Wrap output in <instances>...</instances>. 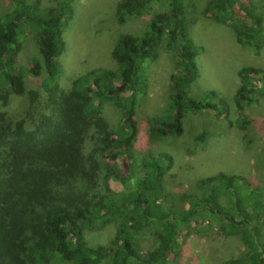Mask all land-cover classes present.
Segmentation results:
<instances>
[{
  "label": "trees",
  "instance_id": "1",
  "mask_svg": "<svg viewBox=\"0 0 264 264\" xmlns=\"http://www.w3.org/2000/svg\"><path fill=\"white\" fill-rule=\"evenodd\" d=\"M13 1V7L0 15V264H167L178 245L180 227L201 210L222 223L224 231L234 229L248 249L245 257L223 264H264L260 221L252 219L253 207L261 205L240 194L238 185L244 177L207 176L203 195L187 194L190 205L179 210L161 208L166 166L159 160L145 163L146 173L136 177L134 188L129 185L134 172L127 173L123 159L133 158L139 131L136 104L147 89L146 60H156L164 43L177 50L178 58L172 76L173 116L171 122L148 117L151 135L180 136L189 110H213L218 117L229 112L223 100L215 99V91L207 99L190 93L197 76L196 56L203 48L188 34L185 0H121L117 8L120 23L149 13L156 4L167 6L155 13L143 35L126 33L119 38L113 49L117 69H93L78 76L69 90L58 86L63 71L59 56L65 45L63 32L74 14V0H50L48 7L30 0ZM205 11L234 27L239 41L261 47L264 1L209 0ZM27 30L38 46L29 70L37 76L44 74L42 86L50 89L52 104L50 113L42 114L32 129L27 127L28 118L40 93L27 87V70L17 66ZM239 76L234 98L238 124L245 128L253 119L248 110L258 100L264 68L244 66ZM124 82V91L132 93L125 103L123 93H110L116 83ZM12 96L28 99L25 113L15 118L2 108ZM114 101L125 108L118 128L103 115V106ZM159 157L170 160L171 155L160 152ZM103 164L107 165L104 177ZM110 179L125 189L115 192ZM109 223L116 229L108 243L86 241L87 229ZM148 232L155 234L157 242L144 252L139 237Z\"/></svg>",
  "mask_w": 264,
  "mask_h": 264
},
{
  "label": "rangeland",
  "instance_id": "2",
  "mask_svg": "<svg viewBox=\"0 0 264 264\" xmlns=\"http://www.w3.org/2000/svg\"><path fill=\"white\" fill-rule=\"evenodd\" d=\"M40 7L51 5L50 0H30ZM121 0H74V14L63 32L64 49L59 56L62 74L58 86L69 90L73 81L80 75L96 68L117 69L119 66L113 56V49L119 38L130 33L143 35L157 12L166 9L162 2L152 7L149 13L132 16L126 22L117 20V8ZM209 0H185L188 34L202 51L196 56L197 76L190 85V93L197 99L210 98L208 93L215 91L216 100H223L229 112L216 116L215 111L203 109L189 110L183 119L184 131L180 136H152L148 117L160 116L171 122L173 110L171 97L174 89L172 76L178 68L177 50L164 43L159 57L146 60L147 72L143 75L147 89L136 104L138 136L133 146V158L123 159L127 173L133 171L130 187H135L136 177L146 173L145 163L159 160L166 166L164 170V191L160 203L162 209L179 210L190 205V195H203L207 189L203 179L220 173L244 177L239 182V192L254 206L253 220L260 221L264 237V83H260L256 104L248 110L252 122L243 128L238 124L235 93L241 83L239 71L244 66L264 68V37L260 38L258 49L251 41L238 40L236 30L228 23L217 19L205 8ZM264 0H252L260 3ZM14 5L13 0H0V15L8 12ZM38 56L37 41L27 30L23 38V48L17 60L18 67H24L27 87L40 93L38 102L30 115L27 127L32 129L39 123L42 114L50 113L52 104L50 89L42 86L44 74L37 76L29 69ZM30 71V72H29ZM121 83H116L119 86ZM123 93L122 102L130 96ZM114 101L103 106V115L113 128H118L124 116V106ZM28 107L25 96H12L8 109L11 118L19 116ZM201 136L200 138H198ZM160 152L171 155L170 160L159 157ZM107 165L102 166V177ZM249 180L252 185H250ZM109 185L115 192L125 189L119 181L110 179ZM204 186V187H203ZM224 201V199H223ZM161 210V209H158ZM257 214L263 219H259ZM222 223L201 210L195 217L183 224L177 234L175 247L167 264H223L225 261L245 257L248 249L234 229L224 231ZM116 225H94L86 230L88 243L106 244L114 235ZM142 251L154 247L157 237L145 233L139 237Z\"/></svg>",
  "mask_w": 264,
  "mask_h": 264
},
{
  "label": "water",
  "instance_id": "3",
  "mask_svg": "<svg viewBox=\"0 0 264 264\" xmlns=\"http://www.w3.org/2000/svg\"><path fill=\"white\" fill-rule=\"evenodd\" d=\"M126 86H127V83L124 82V83L120 84L119 86H117L114 90H111L110 93L117 94L121 91H124Z\"/></svg>",
  "mask_w": 264,
  "mask_h": 264
}]
</instances>
